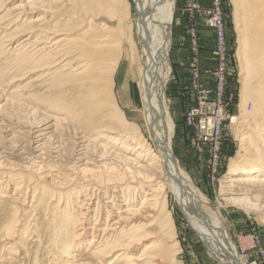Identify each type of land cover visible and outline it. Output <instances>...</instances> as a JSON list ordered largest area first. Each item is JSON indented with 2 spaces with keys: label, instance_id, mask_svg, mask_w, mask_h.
<instances>
[{
  "label": "bare ground",
  "instance_id": "obj_1",
  "mask_svg": "<svg viewBox=\"0 0 264 264\" xmlns=\"http://www.w3.org/2000/svg\"><path fill=\"white\" fill-rule=\"evenodd\" d=\"M45 1L47 0H25L24 3L10 6L7 0H0V62L5 64V68L2 69L4 76L12 75L21 69L25 70V74H34L26 84L15 85L18 93L21 96L25 91H35L29 96H33L38 91L46 93L47 101L57 102L55 107L64 109L68 114L71 113L81 124L87 122L91 125V119L93 120L96 115H103L104 111L111 112V119H117L119 113L111 99L113 98L112 74L116 68L117 54L108 56L107 53L116 48L121 49L125 44L129 46L131 32L127 21L128 3L118 7L117 0H81V2L67 0L70 5L71 2L73 3L74 9L70 13H64L60 10L48 12L44 9L47 7ZM234 1L236 5L237 3L240 5L234 12L235 28L245 32L246 29L249 30L238 40L237 55L242 66L248 64V68L257 76L254 111L248 112L251 114L249 117L252 126L250 127V123L247 131L239 137L240 160L233 165V172L239 174L226 178V182L239 183L245 180L247 174H255L250 176L262 174L264 180V0ZM134 4L136 13L132 26L135 40L139 45L140 63L137 76H139L141 99L139 112L143 120V130L137 125L122 124L121 127H115L106 123L102 125L94 143L97 142L99 146L108 150L119 145L126 152L135 153L133 157L124 156V161L132 164L134 171L129 174H134L137 178L134 179L124 173L125 175L102 177L99 180V177V179L95 178L96 176L93 177L94 175L90 173L92 176L84 179L85 187L93 186L96 191L103 192L105 200L102 208L106 220L104 224L96 219L93 224L91 223L92 225L89 223L75 225L77 229L70 241L71 245L67 242L62 245L66 251L61 258L67 261L66 264H113L116 260L115 264H173L175 246L169 244L173 240L172 223L169 222L170 218L165 212L166 194L171 192L217 261L220 264H243L229 236L230 233L228 234L223 222L219 220L220 216L213 220L208 217L202 207L204 201L197 187L188 180L170 147L173 123L166 103L165 82L170 67L167 56L174 0H134ZM118 12L120 20L126 23V27L122 29V33L110 32L100 18L105 16L113 20ZM254 27L262 28L251 30ZM250 50H256L253 52L256 56H253L254 60L249 61V53L252 54ZM129 58L133 60L130 50ZM104 69L108 74L106 77L102 73ZM23 76L14 75L9 83L21 81L25 78ZM102 80H106V84ZM59 120L58 117L48 119L42 128L43 132L35 136L33 135L36 131H30L26 137L29 143L33 144L36 137L46 134L45 131L57 125ZM94 126L92 125L93 128ZM125 138H130L131 142L125 143ZM82 141L84 140L79 142ZM84 148V145L74 141L69 154L72 157L77 156L76 162H82L84 159L81 154H85L82 152ZM29 150L34 158L40 157L37 154L41 150L39 147L30 145ZM145 161L146 164H143ZM86 172L92 171L87 169ZM141 178H146L147 182L153 184L144 192L140 205L130 207L125 203L120 204L118 197L120 198L119 194L125 190L124 187L130 188L129 184L135 182L138 185ZM233 186L235 185L231 184V187ZM42 187L45 191H49L45 188V183L38 184V188L42 189ZM110 192L111 197H106L105 195ZM258 196L264 198V195ZM1 197L7 198L12 204L15 203L13 193L1 194ZM34 197L32 196L31 201L37 202L36 205L32 203L31 206L29 205L33 210L40 202V199L38 201V198L33 199ZM250 198L246 194L241 197L247 203L250 202ZM4 201L0 200V208ZM79 202L81 205H76V208H82L80 218L88 220L92 211V198L83 197ZM18 208L9 217L14 216V213L17 214ZM259 214L264 222V213ZM51 220L71 222L66 211L63 214L61 211L53 213ZM7 228L12 230L13 226L8 225ZM8 230L3 237L5 240L12 237ZM83 234L92 236L86 249L88 253L70 255V249L78 245L75 240ZM149 238H153L152 241L144 244ZM81 245L83 244L80 243L78 246ZM141 245L145 246L139 253H129L130 250ZM9 254L19 256L16 251ZM78 256H80L78 259L73 260ZM23 258L21 257L22 260H19L18 264H28ZM1 262L9 264L12 258L7 257L3 261L0 260Z\"/></svg>",
  "mask_w": 264,
  "mask_h": 264
},
{
  "label": "rangeland",
  "instance_id": "obj_2",
  "mask_svg": "<svg viewBox=\"0 0 264 264\" xmlns=\"http://www.w3.org/2000/svg\"><path fill=\"white\" fill-rule=\"evenodd\" d=\"M7 1L10 6L25 2V0ZM79 1L81 2V0ZM221 1L225 15L228 46L231 52V76L228 79V85L233 96V101L231 100V104H229V118L232 117L233 120L231 122L226 121L221 133V155L216 166V174H206L207 162L204 160L205 155L190 147L187 133L181 123L183 118L181 110L183 112L184 105H190L193 98L190 100L191 97L187 95L186 99L184 97L180 101L176 99L178 97L176 85L181 86L182 89L185 85L184 92H188L189 86L175 82L177 74L174 68L176 64L171 62L170 51L173 46L171 38L167 56L168 66L170 67L165 82L166 103L173 123L170 147L188 180L197 187L204 201L202 207L208 217L213 220L214 218L218 219L220 216L219 220L223 222L228 234L230 233L229 236L236 247L237 253L241 256L243 264H264V222L260 219L259 214L264 213V198L261 199L258 196L264 195L263 175L250 176L255 174H247L244 177L245 180L239 183L226 182V178L230 175L239 174L238 172H233V165L237 160H240L241 146L239 137L243 132L247 131L246 129H248L250 123V127L252 126L251 117H249L251 114L249 113L254 111L257 76L248 68V64L247 66H242L237 55L238 40L243 35H246L247 31L249 32L248 29L245 32L235 28L234 12L236 7L240 5L238 3L236 5L234 0ZM45 2L47 7H44V9L48 12L60 10L64 13H70L74 9L73 3L71 2L72 5H70L67 0H47ZM177 2L179 0H174V8H176ZM125 3L129 5V17L127 20L130 24L128 27H130L129 31L131 32L129 46L125 44L123 48H116L107 53L108 56H116L117 54V63L112 74L111 87V95L113 97L111 99L119 113L117 119H111V112L104 111L103 115L94 117L96 120L93 118L95 122L91 119V125L87 122L81 124L71 113L68 114L64 109L55 107L57 102L47 101L46 93L38 91L33 96H29L35 91H25V94L21 96L15 85L19 84V86H22L26 84L34 74H25V70L21 69L12 75L7 74L4 76L2 69L5 68V64L0 62V195L13 193L15 196L14 204L10 203L7 198H0V200H5L0 208V218L2 217L0 219L1 261L9 257L12 258V262L9 264H18V261L22 260L21 257H24L23 259L28 264H66L67 261L65 262L61 258L66 251L62 248V245L66 242L70 244L73 235H75L76 226L80 223L92 225L96 219L104 224L106 220L105 212L102 208L103 200H105L103 199L104 194L96 191L93 186L85 187L86 183L83 181L87 179V176L89 177L93 174V177H99L100 179H98L101 180L102 177L126 174L134 177V179L137 178L136 175L129 174V172L133 173L134 171L132 164L124 161V156L133 157L135 153L126 152L119 145H115V147L108 150L99 146L97 142L94 143V139L100 132L102 125L106 123H110L115 127H121L122 124L127 126L137 125L143 130V120L139 112L141 99L138 85L139 76H137L140 63L139 45L138 41L135 40L132 26L136 9L134 8V0H117L118 7L124 6ZM100 19L105 22V26L110 32L122 33V29L126 27V23L124 24L120 20L119 12L113 20H109L105 16ZM260 28L262 27H254L251 30L254 31ZM129 50L133 60L129 58ZM250 51L252 54L249 53V61L254 60L255 57L253 56H256L253 54L256 50ZM200 55L201 51L198 52L197 56L200 69H206L207 67H201ZM188 60L191 61V54H189ZM104 71L106 70L102 71L103 76H108ZM14 75H24L23 77L25 78L10 84L9 82ZM102 82L106 84V80H102ZM179 104L181 105V110ZM52 117H58L60 119L59 123L45 131L46 134L36 137L33 144H30L26 138L30 131H36L33 136L42 133V128L46 125L45 122ZM92 125H95V128ZM82 131L85 132L84 135ZM82 139L84 141L79 142ZM125 139V143L131 142L130 138ZM74 141L85 147L82 150L85 154H81L84 159L82 162H76L77 156L72 157L69 154ZM30 145L41 149L37 153L40 157H33L29 150ZM110 150L112 153H110ZM144 163L146 164V161ZM127 167H130L129 171L126 169ZM87 169L92 172H86ZM138 182V185L135 184L136 182L130 183V188L124 187L127 192L124 190L119 194L120 204L125 203V205L127 204L126 206L130 207L132 205L135 207L140 205L144 192L153 183L147 182L146 178H141ZM43 183H45V188L49 191H45L43 187L42 189L38 188V184L42 185ZM231 184L235 186L231 187ZM52 189L54 191H50ZM38 192L39 195H37ZM245 194L251 197L249 203L241 199ZM32 196H35L33 199L38 198V201L40 199L38 206L34 210L30 207ZM105 196L111 197V192ZM83 197L92 198V211L89 213L90 218L88 220H82L80 218L82 208H76V205H81L79 201ZM226 197L231 199H225ZM36 203L33 202L32 204L36 205ZM253 205L257 209H254ZM17 207H19L17 214L14 213V216L9 217ZM211 208H213V211ZM57 211H61L62 214L66 211L71 222H62L63 220L59 222L52 221V214ZM165 212L166 216L168 215L170 218V220L168 218L169 222L171 221L172 223L173 240L169 244L175 246L173 264H220L197 234L196 229L189 222L185 212L171 192L166 194ZM8 225L13 226V229L8 230ZM6 230L10 231L12 239L8 238L5 240L3 238L7 234ZM87 235H80L75 240L78 245L80 243L83 245L72 247L70 255L84 253L86 255L88 253L86 249L92 236L90 234V236ZM152 239L149 238L144 244L152 241ZM144 246L133 248L134 250H130L129 253L137 254ZM12 251H16L19 256L9 254L13 253ZM79 257H75L73 260ZM69 260L72 261V259ZM115 263H117V260L113 262V264ZM0 264L8 263L1 262Z\"/></svg>",
  "mask_w": 264,
  "mask_h": 264
},
{
  "label": "built area",
  "instance_id": "obj_3",
  "mask_svg": "<svg viewBox=\"0 0 264 264\" xmlns=\"http://www.w3.org/2000/svg\"><path fill=\"white\" fill-rule=\"evenodd\" d=\"M183 12L191 20L187 27L189 54H191V80L189 89L193 93L192 103L183 113L182 126L188 136L190 147L204 154L207 162L206 174H216L221 155V133L229 118V104L233 96L228 85L231 76V52L228 46L225 18L221 0H210L208 5L201 0H184ZM198 17L203 25L215 34L214 67H207L204 73L212 78L213 86L199 82L200 66L198 33L194 24Z\"/></svg>",
  "mask_w": 264,
  "mask_h": 264
},
{
  "label": "crops",
  "instance_id": "obj_4",
  "mask_svg": "<svg viewBox=\"0 0 264 264\" xmlns=\"http://www.w3.org/2000/svg\"><path fill=\"white\" fill-rule=\"evenodd\" d=\"M204 4L208 5L210 0H201ZM183 3L184 0H179L176 4V8H174L173 21H172V30H171V42L172 47L170 51L171 62L176 64L174 66L175 73L177 74V80L175 82L180 83V85L187 84L189 86L191 80V64L189 59V45H188V35H187V27L190 23V19L183 12ZM194 24L198 33V44L199 51H201V67H214L215 65V57L213 54V50L215 48V34L214 31L201 22V20L196 16L194 19ZM181 60V61H180ZM178 64V65H177ZM182 64V65H180ZM199 82L204 86H213L214 82L212 78L208 77L204 73V69L199 70ZM178 88L176 93L179 101L181 98H185L189 95L192 100L193 93L189 90L188 92H184V88L176 85ZM186 99V98H185ZM191 102V101H190ZM184 103V102H183ZM192 103V102H191ZM190 103V104H191ZM189 105V104H188ZM188 105H184V109L182 112L181 105L179 104V108L181 110V114L184 113L185 109ZM183 118L181 119L182 123Z\"/></svg>",
  "mask_w": 264,
  "mask_h": 264
}]
</instances>
